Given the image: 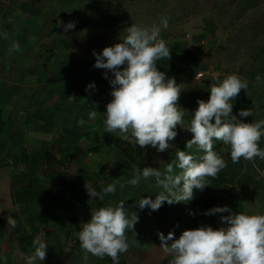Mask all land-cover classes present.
<instances>
[{
	"label": "rangeland",
	"instance_id": "374dc122",
	"mask_svg": "<svg viewBox=\"0 0 264 264\" xmlns=\"http://www.w3.org/2000/svg\"><path fill=\"white\" fill-rule=\"evenodd\" d=\"M3 6L0 11L8 22L34 37L33 46L41 50L38 58L42 71L52 67L51 60L66 65L70 74L66 80L70 81L74 100L80 83L86 85V96L96 95L95 89L101 86L112 89L109 81L114 74L94 67V52L101 53L105 47L121 42L133 23L150 27L167 17L169 27L162 28L161 38L171 50L170 59L162 58L156 63L159 71L183 84L177 103L185 114H194L198 100H209L215 80L236 74L247 81L248 88L234 98L233 107L240 105L239 111L252 108L254 112V116L239 120L252 123L264 119V0H7ZM69 22L75 27L65 31L63 25ZM58 65L60 80L64 81V65ZM90 83L95 87L89 89ZM100 93V101L112 97L111 93ZM55 96L53 103L59 99L58 94ZM88 106L95 108L93 102ZM177 128L185 132L183 127ZM121 141L120 133L114 143ZM260 147H264V138ZM230 151L226 144L216 151L227 161V167L217 177H209L210 185L203 191L194 190L193 200L163 203L155 211L148 207L141 210L139 206L134 209L139 219L146 217L145 223L126 233L129 247L120 255V264H171L174 257L162 250L158 234L166 237L172 232L178 239L185 230L226 226L220 218L229 213L205 214L213 207L228 206L232 212L248 215L264 214V160L241 158L233 163ZM69 168L75 171L76 163H70ZM108 170L109 164L105 171ZM141 182L148 187L139 184L143 189H137L140 197L154 200L161 189L153 187V180ZM172 242L168 241V246ZM105 258L112 264L110 257ZM76 261L63 260L61 264L81 263ZM95 263L88 257L86 264Z\"/></svg>",
	"mask_w": 264,
	"mask_h": 264
},
{
	"label": "clouds",
	"instance_id": "9594fccd",
	"mask_svg": "<svg viewBox=\"0 0 264 264\" xmlns=\"http://www.w3.org/2000/svg\"><path fill=\"white\" fill-rule=\"evenodd\" d=\"M63 27L67 31L75 24L69 22ZM168 27L167 17H162L159 25L150 27L133 23L127 27L121 42L105 47L101 53H93L96 57L94 67L114 74L109 81L113 99L104 113L108 133L118 130L123 140L133 147L151 146L160 152L170 147L169 142L178 135V125L193 134L186 142L188 151L178 150L175 159L163 170L138 166L133 169V177L127 185L135 187L141 180H154V186L161 189L154 200L141 196L137 203L141 210L146 207L158 210L164 202H189L194 199V190L203 191L209 186L208 178L217 177L227 167V161L214 151L215 141L230 146L233 163L241 158L264 160V147H260L264 119L245 123L232 114V101L242 89L248 88L247 81L236 74L214 81L209 100L197 101L198 108L192 115L190 127H185V110L177 103L183 84L159 71L156 63L162 58L170 59L171 50L161 38L162 28ZM12 50L19 51V44H14L10 52ZM94 87V83L88 85L89 89ZM239 116H254L253 109H242ZM95 117V111L89 113V119ZM86 122L84 119L78 121L81 126ZM194 146L196 151L204 153L202 157L192 154ZM125 186L120 184L119 188L122 190ZM117 187L113 182L97 191L93 185L86 184L89 197L101 200L105 195L116 193ZM125 202L121 200L115 206L98 208L78 232L85 264L89 253L101 259L110 257L112 264H120V255L129 247L126 233L133 230L139 220L136 213H129ZM217 213H229L220 218L221 224L226 226L185 230L178 239H174L172 232L166 237L158 234L162 250L174 257L171 264H264V214L232 212L228 206L213 207L205 214ZM7 223L15 227L17 221L8 218ZM43 235L34 239L33 252L26 258V264H43L48 248ZM168 241H173L170 246Z\"/></svg>",
	"mask_w": 264,
	"mask_h": 264
},
{
	"label": "crops",
	"instance_id": "0c3cea01",
	"mask_svg": "<svg viewBox=\"0 0 264 264\" xmlns=\"http://www.w3.org/2000/svg\"><path fill=\"white\" fill-rule=\"evenodd\" d=\"M6 2L0 0L1 11ZM1 11L0 217L4 216L8 234L0 238V264H26V258L32 254H21V246L7 223L8 214L14 211L21 216L25 236L35 239L44 233L42 239L48 248L43 264H61L73 245V237L78 236L85 223L84 206L89 198L86 184L93 185L97 191L104 185L109 174V170L105 171L107 165L110 167L125 143L124 140L114 143L115 136L120 134L118 130L107 132L104 113L113 97L99 100L103 94L100 91L111 93L113 89L101 86L100 90L95 89L96 95L86 96V85L80 83L78 98L74 100L68 86L70 81L66 80L70 75L66 65L51 60L52 67L49 65L47 71H42L38 58L41 50L33 46L34 37L17 29L14 22H8ZM14 44H19L20 50L10 52ZM56 65L61 68L64 65L61 71L64 81L60 80ZM57 94L59 99L53 103ZM91 102L95 108L89 109ZM93 111L96 117L89 119ZM81 119L87 121L82 126L78 123ZM58 138H64L71 153L56 157L55 152L51 167L42 175L45 189L55 198L56 206L52 209L45 203L16 206L13 175L25 171L23 166H18L20 152L26 149L33 153L40 150L43 143ZM73 162L77 166L75 171L69 168ZM24 191L31 189L26 186ZM42 213H51L52 221L30 224L31 216ZM67 227L71 228L69 239Z\"/></svg>",
	"mask_w": 264,
	"mask_h": 264
},
{
	"label": "trees",
	"instance_id": "16d2710c",
	"mask_svg": "<svg viewBox=\"0 0 264 264\" xmlns=\"http://www.w3.org/2000/svg\"><path fill=\"white\" fill-rule=\"evenodd\" d=\"M239 109L240 105H236L233 107L232 111V114L237 116V119L241 118L239 116ZM191 119L192 114H185V127H190ZM179 131V128H177L178 135L174 140L169 142L170 147L163 152L157 151L156 148H153L151 146H145L141 148L139 145H136L135 147H133L130 143L125 141L123 147L116 154L110 165L109 174L104 185L98 190L100 191L108 184L116 182L118 185L117 191L114 194L105 195L103 200L98 198L92 199L89 197L84 206L85 223H87L91 219V213L98 208L117 204L121 200L126 201L125 207L128 208L129 213L133 212L134 209L138 206L137 203L141 198V194L137 189L143 191V189H141L139 185L135 187L127 185V181L133 177V169L137 166L140 169H143L144 167L154 166L153 168H159L160 170H163L168 163H171L175 159V154L178 150L188 151L186 149V142L192 139L193 134L187 129H185V132L183 133ZM224 145L225 144L222 141H215L214 150L219 151ZM55 152L56 157L71 153V150L66 144L64 138H58L50 142H45L43 143L40 150L34 151L33 153H29L26 149L20 152L18 166H23L25 171L16 172L13 175V201L16 206L25 207L31 204L41 203H45L49 209H52L56 206L55 202H53V199L55 198H52L51 195L46 191L44 181L42 180V175L45 169L47 170L51 167ZM192 154L197 158L204 155L202 151H196L195 146L192 150ZM120 184H125L126 186L121 190L119 188ZM140 185L144 186L145 189L148 187L147 183ZM152 185L153 187H155L154 180L152 182ZM26 186L27 188L31 189L30 192L25 193L24 190ZM56 202H58L57 197ZM51 216V213H42L36 216H31L30 224L49 223L52 221ZM8 217L13 218L17 221L16 226L12 227L10 225V228L12 229L14 236L21 246V254L28 255L32 253L34 239L31 236L24 235L23 223L19 212H11L8 214ZM145 218L146 217H142L141 219H139V221L135 225H139V227H141V225H144ZM67 228L70 231L67 234V239H69L71 235V228ZM7 234L8 229L5 226L3 216L0 217V238ZM84 255L85 253L81 248V242L78 236L73 237V245L70 251H68L64 255V261L77 263L76 260H80V264H85V261L83 259ZM88 257H90L91 260L95 261V264H109V259H106L105 257L101 259L99 257L91 255L90 253L88 254Z\"/></svg>",
	"mask_w": 264,
	"mask_h": 264
}]
</instances>
